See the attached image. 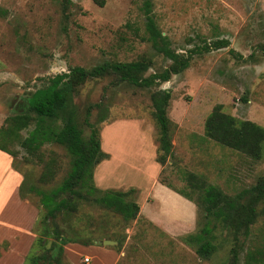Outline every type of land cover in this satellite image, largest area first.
<instances>
[{
	"label": "rangeland",
	"instance_id": "obj_1",
	"mask_svg": "<svg viewBox=\"0 0 264 264\" xmlns=\"http://www.w3.org/2000/svg\"><path fill=\"white\" fill-rule=\"evenodd\" d=\"M143 3L0 0V126L7 116L26 106L25 97L34 89L44 87L49 77L67 72L70 67L90 68L102 62L137 59L149 61L144 75L166 67L170 60L144 39ZM148 14L168 48L189 55L187 67L149 88L126 82L113 85L111 76L88 79L73 97L78 121L89 104L101 103L91 109L88 120L97 129L100 148L112 152L115 158L93 184L102 191L136 187L138 193L135 196L133 188L131 198L141 207L139 214L124 222L115 212L80 200L74 217L69 216L67 222L57 217L55 221L62 239H73L65 229L69 222L83 231L77 234L81 237L96 230L112 232L120 240L116 249L124 253L119 259L121 264H225L231 232L220 222L201 216L192 201L193 214L176 218L168 226L158 223V227L143 217L158 211L155 201H144L149 193L153 195L155 186L149 165L157 163L149 94L156 89L169 91L166 114L174 124L170 133L172 156L162 165L157 163L158 182L189 193L185 174L190 172L228 195L254 185L264 175V144L261 157L251 159L205 137L203 121L219 104L223 112L264 127V0H149ZM217 40H226L227 45L213 48L212 42ZM30 128L22 129L21 137ZM82 131L86 135L88 129L82 127ZM6 146L14 152L13 157L9 155L11 167L35 188L47 190L68 169L69 155L55 143L40 147L41 163L35 156H27L17 139ZM48 160L53 162L52 172L46 171ZM4 165L0 162V169ZM23 193L22 199L36 217L32 232L48 247L53 241L51 226L47 220L41 222L44 210L38 205V196L33 191ZM178 196L180 199L165 201L169 216L188 213L185 198ZM1 202L11 205L9 196ZM11 213L8 209L0 212V220L26 223L24 213ZM205 225L211 229L214 250L203 258L194 251L195 241H184L182 237L196 234ZM121 235L125 237L118 238ZM240 245L236 264L243 263L248 250L259 249L264 255V213L251 225L249 234L240 237Z\"/></svg>",
	"mask_w": 264,
	"mask_h": 264
},
{
	"label": "trees",
	"instance_id": "obj_2",
	"mask_svg": "<svg viewBox=\"0 0 264 264\" xmlns=\"http://www.w3.org/2000/svg\"><path fill=\"white\" fill-rule=\"evenodd\" d=\"M143 9L147 33L144 39L150 42L155 51L170 60L166 67L147 75L143 74L149 67V61L145 59L102 62L90 68L70 67L67 72L49 77L44 87L34 89L25 97L26 106L21 111L7 116L4 124L0 126V150L11 157L14 156V152L6 145L13 139L19 141L27 156H35L40 163L42 162L40 147L44 143L60 145L69 155L65 175L47 190L35 188L25 177L18 186V195L21 199L24 197L23 191H33L38 196V205L44 210L41 222L44 220L50 222V233L53 238L49 246L44 247L43 239L37 235L23 264H62V244L73 242L76 237L71 234L66 224L65 229L73 239L69 240L66 237L62 239V231L55 220L60 217L67 222L69 216L74 217L80 200L101 205L119 214L124 222L135 219L138 214L139 206L131 198L135 191L133 188L125 191L118 189L102 191L93 184L94 167L102 160L108 159V153L100 148L97 129L88 120L91 109L99 107L101 103L89 104L81 121H78L73 97L78 87L88 79L111 76L113 85L126 82L136 87L149 88L167 81L171 75L178 74L187 67L189 55L183 56L171 51L164 36L155 27L148 14L149 0H144ZM226 45V40L212 42L213 48ZM262 50L264 52V49ZM169 99L170 93L166 89H156L149 94L151 115L156 128L155 161L160 165L172 156L170 133L174 124L166 114ZM30 125L31 128L27 130L26 135L21 137L20 131ZM82 127L88 129L86 135H83ZM203 134L208 139L251 159L258 160L261 157L264 127L223 112L219 104L214 105L206 115L203 121ZM25 159L27 160V157ZM52 164L53 162L49 160L45 162L47 172H52ZM185 181L189 193L176 190L161 180L159 182L192 201L205 219L212 218L231 232L229 257L225 264H236L241 247L240 237L247 236L251 225L264 213V175L254 185L233 195L223 193L216 186L190 172L185 174ZM259 204H262L260 208ZM210 231L211 229L205 225L196 234H189L182 239L195 241L197 244L194 248L195 253L205 258L214 250ZM116 242L118 244L120 240L116 239ZM5 245V241L0 243V247ZM242 264H264L263 252L259 249L246 251Z\"/></svg>",
	"mask_w": 264,
	"mask_h": 264
},
{
	"label": "crops",
	"instance_id": "obj_3",
	"mask_svg": "<svg viewBox=\"0 0 264 264\" xmlns=\"http://www.w3.org/2000/svg\"><path fill=\"white\" fill-rule=\"evenodd\" d=\"M108 150L111 151L112 149L109 148ZM0 157V162H4L5 164L4 167L0 169V200H6L9 196L11 203V205H5L0 201V212H4L8 209L12 212L11 215L13 216H15L17 212H19V214L24 213L27 216L25 217L26 223L23 224H19L16 222V220H0V243L3 241L6 242L5 247H0V264H23L24 258L30 251L31 245L36 237V234L32 232V226L36 217L34 215L33 208L18 195V186L22 180V176L18 171L11 167V157L1 150ZM3 159L5 160L3 161ZM114 159L115 158L112 152H108V159L102 160V163L99 162L96 165L97 167H95L96 169H94L92 174L93 182L94 180L101 178V175L106 171L109 165L112 164ZM152 164L153 166L149 165L150 170L153 171H151L153 173L151 176V182L156 187H153V195L152 193H149V195L145 196L144 201L147 203H153L155 201L154 204L157 205L158 211L156 213H151L149 217H143H145L152 224L160 227L158 223H163L164 225L168 226L171 225L172 221L176 220V218L182 219L183 216L188 217L189 215H192L193 204L189 202V200L186 201L184 199V205L189 208L187 215L182 214L181 216L175 217L173 215L169 216L170 214L164 205L165 201L174 197H178V199H180V197L178 196V193L158 182V164ZM156 167V172H154V168ZM132 188L136 190L134 194L136 196L138 189L136 187ZM140 208L141 207L139 206L138 211H140ZM26 213H28V215ZM162 213H166V215H162ZM68 228L69 231L73 233L74 236H76V240L62 244L61 260H63L65 264H121L119 259L124 255V253L116 249V236L112 235V232H107L106 230L100 229L101 231L96 230L93 231L94 233H87L86 236L89 239H87L85 235L82 236L85 237V239H82L81 236L77 235L83 233V231L80 232L79 227L69 222ZM124 237V235H121L118 238L122 239ZM127 238L128 235L125 239ZM102 240H113L115 243L106 245L102 244ZM83 258H86L87 261L83 262Z\"/></svg>",
	"mask_w": 264,
	"mask_h": 264
},
{
	"label": "water",
	"instance_id": "obj_4",
	"mask_svg": "<svg viewBox=\"0 0 264 264\" xmlns=\"http://www.w3.org/2000/svg\"><path fill=\"white\" fill-rule=\"evenodd\" d=\"M101 242L102 244H106V245H111L115 243L113 240H102Z\"/></svg>",
	"mask_w": 264,
	"mask_h": 264
},
{
	"label": "built area",
	"instance_id": "obj_5",
	"mask_svg": "<svg viewBox=\"0 0 264 264\" xmlns=\"http://www.w3.org/2000/svg\"><path fill=\"white\" fill-rule=\"evenodd\" d=\"M82 260H83V262H86V261H87V259H86V258H83Z\"/></svg>",
	"mask_w": 264,
	"mask_h": 264
}]
</instances>
